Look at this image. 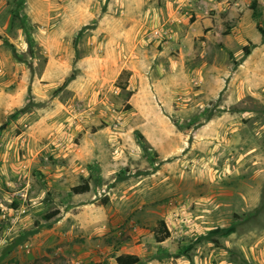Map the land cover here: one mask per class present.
<instances>
[{
    "label": "rangeland",
    "instance_id": "374dc122",
    "mask_svg": "<svg viewBox=\"0 0 264 264\" xmlns=\"http://www.w3.org/2000/svg\"><path fill=\"white\" fill-rule=\"evenodd\" d=\"M251 2L0 0V125L6 124L0 129V264H115V255L139 243L144 259L168 252L165 264H264V38L256 28ZM257 2L264 30V0ZM104 13L111 15L106 28L113 29L114 17H121V46L127 55L156 44L157 38L170 40L166 29L180 30L203 14L213 19L205 31L230 36H224L226 46L223 39L208 38L189 60L188 66L200 74L173 89L169 111L163 110L169 130L160 127L168 120L162 111L150 117L171 148L164 157L150 145L146 156L142 149L140 155L134 153L111 132L131 129L146 119L127 106L129 73L116 81L123 90L108 83L98 95L70 99L72 113L84 116L77 115L81 124L108 127L103 141L106 151L113 150L112 166L104 167L105 179H93L83 198L74 197L70 187L75 181L56 174L67 158L54 153L47 158L23 133L24 124L37 112L32 82L47 60L36 38L57 29L69 36L56 51L68 65V81L76 74L71 63L97 45L101 34L92 30ZM244 41L251 52L238 68L237 62L246 57ZM225 77L232 80L227 103ZM62 88L56 87L53 94ZM153 102L157 106L156 99ZM215 110L229 111L221 130L195 143L192 132ZM72 135L65 151L79 142V136ZM58 206L63 214L43 217ZM74 208L78 217L73 216ZM160 219L171 235L157 244L152 233ZM229 227L233 231L225 233Z\"/></svg>",
    "mask_w": 264,
    "mask_h": 264
},
{
    "label": "crops",
    "instance_id": "0c3cea01",
    "mask_svg": "<svg viewBox=\"0 0 264 264\" xmlns=\"http://www.w3.org/2000/svg\"><path fill=\"white\" fill-rule=\"evenodd\" d=\"M110 19V13H104L98 19L97 27L92 30L98 36L101 34V37L97 40V45H91L81 58L71 63L70 69H76L75 77L65 83L60 93L53 94V91L56 87L63 85L62 82L68 75V65L66 61L57 57L56 51L58 49L57 46L63 41L62 39H67L69 36H65L57 29L52 30L42 39L36 38L39 39L40 44L45 48L47 60L43 70L39 74H35L32 82L37 112H35L33 120L24 124L26 128L23 133L30 135L33 141L37 143L39 151L45 156L48 153L50 155L54 153L55 157L62 154L67 158V163L60 166L56 174L60 177L59 179L74 180L75 183L71 184V187L80 184L81 180H87L91 188L93 179H105L104 167L112 166L113 150L110 152L106 151L107 144L103 141L108 133V127L106 125L96 124L95 126H88L81 124L77 115L83 116V114L78 112L75 115L72 113L71 110L75 107L70 102V99L84 98L95 92L98 95L108 83L114 85L116 89L123 90L116 86L115 83L123 70L128 71L129 78L126 88L132 92L129 95L128 103L138 117L146 119H144L143 123L131 129L122 132L112 130L111 132L114 135L119 134L115 137H120L124 140L123 145L125 147H130L134 153L140 155L141 148L134 138V130L138 129L147 139L151 149L157 151L161 157H164L171 148L169 149V146L166 145L167 138L154 126V122L150 117L160 115L159 112L162 111L161 116H166L168 119V116L164 115L163 110L166 113L169 111V97L173 89L186 83V80L192 74H200L198 68L188 66L189 60L196 58L195 52L197 48L200 47L201 49L200 45L205 44L210 37H214L218 41L223 39L222 41L226 46L227 40H224V36H230L228 34L222 35L218 31L213 34L212 30L205 31L212 24L213 19L203 14L194 19L188 26L181 27L180 30L171 29L173 30L171 31L170 28L166 29V35L170 37V40H163V37L157 38L155 39L156 44L149 45L147 49L138 47L127 55V51L121 46V17H117V19L114 17L113 29L110 26L106 28ZM169 24L174 26L172 21ZM151 35L156 36L155 32H152ZM258 40H252V42L257 44ZM165 43H170V45ZM244 43L245 41L241 45H246ZM173 51L176 53L173 54ZM248 56L249 54L242 61L237 62L238 68L245 65ZM200 76L201 80L204 81L206 79L205 76ZM231 81L229 77H225L222 82L223 87H225L223 96L225 103L229 101L228 94ZM62 93H66V97ZM90 98L94 97L91 96ZM155 99L157 106L153 102ZM218 107L221 106L219 105ZM222 107L225 109V106ZM228 112L227 110H215L209 119L205 120L192 132L194 142L201 143L203 139L206 141L211 139L210 137H213L218 129L221 130L219 125L222 117H226ZM61 117H65V120H62ZM20 120L18 119L17 121ZM166 123V127L160 126L164 132L169 130V119ZM174 127L175 125H173ZM165 128H168V130ZM173 128L171 129L173 130ZM227 128L225 127V129ZM73 133L79 136V142H75L72 144L74 145L72 148L69 147V150L65 151L68 135L71 134L73 136ZM120 149L124 152L130 151L122 146H120ZM46 157L48 158V156ZM128 160L130 161V158ZM88 192L79 193L81 195L72 194L74 197L83 198ZM57 209L60 210L59 214H63L61 207L58 206ZM73 213V216L78 217L79 214L75 215V213H79L78 208H74ZM163 242H160V244ZM123 253L136 254L142 257V245L140 243L131 245L130 249ZM145 264H165V260L163 258H154L146 261Z\"/></svg>",
    "mask_w": 264,
    "mask_h": 264
},
{
    "label": "trees",
    "instance_id": "16d2710c",
    "mask_svg": "<svg viewBox=\"0 0 264 264\" xmlns=\"http://www.w3.org/2000/svg\"><path fill=\"white\" fill-rule=\"evenodd\" d=\"M257 4H258L257 0H252V2L250 4V9L252 10L253 17L256 19V28L258 29V31L261 33L262 37L264 38V30L260 27V21L258 20V18L260 17L261 14H260L259 10L257 9ZM28 39H29V41H28L29 43H30V41H33V39H31V38H28ZM242 50H243V53L245 56L250 54V52H251L250 46L248 44L244 45ZM14 55H15V53H14ZM125 72L129 73L126 70H123L121 72V74L119 75V77ZM72 78H74L73 74H71L69 76V79H72ZM66 82H67V80H65L63 82L62 86H64ZM115 85L118 86L119 88H122V89L124 88V86L118 85L117 82L115 83ZM58 89H60V88H58ZM131 93L132 92L130 91L129 95ZM127 106L131 107L130 104H128ZM209 118H210V116L208 117V119ZM173 123L178 128H180V126L178 125V123L175 120H173ZM5 126H6V124L2 123L0 125V129H4ZM134 138H135V141L137 142V144L143 150L144 155L146 156L148 153L147 151L150 148L147 139L145 138L143 133H141L138 129L134 130ZM70 191L73 194L88 192V191H90V184L87 180H84L82 183L72 186L70 188ZM59 212H60V210L56 208V209L44 214L43 217L47 220H50L51 218L58 215ZM213 231L214 232L221 231V228H215V230H213ZM228 231H229V233L232 232L233 227L227 228L224 232L227 233ZM170 235H171V232H170V229H169L168 225L166 224L165 220L164 219L158 220L156 226L153 229V237H154L155 242H157V243L163 242L164 240L168 239L170 237ZM168 256H170V254L168 252H165L163 255H155V256H151L149 258L144 259V258H142L136 254L120 253V254H117L114 256V261L116 264H145L146 261H149L151 259H154V258L162 259V258L168 257Z\"/></svg>",
    "mask_w": 264,
    "mask_h": 264
}]
</instances>
